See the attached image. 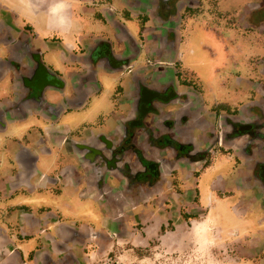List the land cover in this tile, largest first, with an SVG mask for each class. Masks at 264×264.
Masks as SVG:
<instances>
[{"label":"flooded vegetation","instance_id":"obj_1","mask_svg":"<svg viewBox=\"0 0 264 264\" xmlns=\"http://www.w3.org/2000/svg\"><path fill=\"white\" fill-rule=\"evenodd\" d=\"M101 1L107 29L56 46L61 70L0 29V264H89L156 220L186 234L218 156L264 211V0ZM199 28L228 47L249 99L227 105L184 67Z\"/></svg>","mask_w":264,"mask_h":264},{"label":"crops","instance_id":"obj_2","mask_svg":"<svg viewBox=\"0 0 264 264\" xmlns=\"http://www.w3.org/2000/svg\"><path fill=\"white\" fill-rule=\"evenodd\" d=\"M101 2V0H73L71 15L76 22V28L72 32H66L54 31L51 28L43 29L39 25L34 26L16 7L14 0H0V29L12 28L25 32L34 41L35 46L43 49L41 50L46 59L56 64L55 66L61 70L60 64L65 54L59 50L61 47L73 48L80 41L97 38L107 29L104 25V5ZM41 7L46 9L47 4L42 2ZM194 41L197 42L195 46L192 45ZM56 46L60 47L56 49L57 52L55 51ZM186 47L189 49L188 53L194 57L196 51L202 53L203 50H207V56L211 61L207 64L203 57L196 60L194 64L199 69L212 67L215 75H218L220 70L229 69L230 50L223 43L215 41L211 33L199 28L186 40L185 50ZM1 53L0 48V55ZM187 70L192 71L197 81L208 90L217 89V100L227 105H237L249 99L244 86L234 89L232 77L228 72L225 79L218 80L219 87H217L208 82L210 78L203 80L197 71L192 68ZM4 90L5 82L1 80L0 103L5 95ZM221 90L226 91V97H222ZM25 162L28 160L25 159ZM233 163L229 157L218 156L201 172L197 186L199 203L196 206L199 205L203 213L200 219L191 222V227L192 225L207 226L219 237L232 239L228 243L230 251L233 249L230 254L238 256V259H233V264H254L253 257L262 254L264 246V211L261 202L254 197L252 192L232 186L231 182H234L238 172ZM16 204L20 202L14 203ZM35 205H40V202H36ZM35 205L33 206L36 207ZM81 213L88 212L86 209H81ZM19 245L26 253L33 248L34 243L30 241Z\"/></svg>","mask_w":264,"mask_h":264},{"label":"rangeland","instance_id":"obj_3","mask_svg":"<svg viewBox=\"0 0 264 264\" xmlns=\"http://www.w3.org/2000/svg\"><path fill=\"white\" fill-rule=\"evenodd\" d=\"M196 44L195 41L192 43ZM188 50L186 47L184 67L197 71L203 80L210 78L208 82L219 87L218 80L225 79L230 69L220 70L218 75L212 67L199 69L194 64L196 60L203 57L207 64L211 61L207 50L196 51L195 57ZM220 94L226 97V91L221 90ZM189 227L187 233L182 234L178 223L162 224L156 220L148 228L142 226L143 230L132 231L130 239L114 240L98 252L92 249L89 264H233L235 256L230 254L228 246L232 239L219 237L207 226Z\"/></svg>","mask_w":264,"mask_h":264},{"label":"clouds","instance_id":"obj_4","mask_svg":"<svg viewBox=\"0 0 264 264\" xmlns=\"http://www.w3.org/2000/svg\"><path fill=\"white\" fill-rule=\"evenodd\" d=\"M42 2L47 4L46 9H42ZM72 2L73 0H14L16 7L34 26L66 32H72L76 28L71 15Z\"/></svg>","mask_w":264,"mask_h":264}]
</instances>
